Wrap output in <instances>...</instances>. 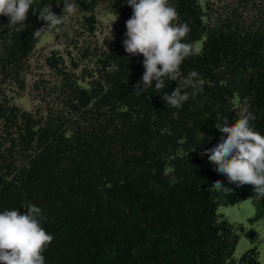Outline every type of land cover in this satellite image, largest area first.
Returning a JSON list of instances; mask_svg holds the SVG:
<instances>
[{"label": "trees", "instance_id": "16d2710c", "mask_svg": "<svg viewBox=\"0 0 264 264\" xmlns=\"http://www.w3.org/2000/svg\"><path fill=\"white\" fill-rule=\"evenodd\" d=\"M107 0H74L86 29L94 31L93 9ZM64 0L50 4L61 15ZM179 22L191 29L186 42L200 54L182 64L195 70L203 91L180 108L162 99L153 84L135 90L143 75L142 56H129L117 43L97 62L86 87L57 70L64 80L63 114L44 117L20 111L4 97L6 82L23 89L22 73L45 26L38 12L23 25L0 16V211L28 204L42 209V226L53 242L45 264H259L256 248L232 258L237 231L216 214L218 207L251 200L254 218L264 198L253 187L211 190L228 182L200 153L220 142L218 117L229 125L247 107L264 135V28H242L232 21L204 22L198 0H170ZM110 4V3H108ZM132 12V9H129ZM116 11V10H115ZM56 67L59 59H46Z\"/></svg>", "mask_w": 264, "mask_h": 264}, {"label": "clouds", "instance_id": "9594fccd", "mask_svg": "<svg viewBox=\"0 0 264 264\" xmlns=\"http://www.w3.org/2000/svg\"><path fill=\"white\" fill-rule=\"evenodd\" d=\"M34 3L35 0H0V16L7 17L9 25H23L30 10L38 12V19L45 22L33 34L39 38L62 31L79 12L74 0H64L61 15L53 12L51 3L43 8H34ZM126 4L132 15L125 22L122 45L129 56L143 57L144 71L135 90L144 91L154 84L160 91L172 81L178 87L163 95L167 106L180 108L190 97L195 99L203 91V80L195 70L186 75L182 71L187 58L200 54L195 43L186 42L189 24L179 22V13L170 0H126ZM256 119L246 106L238 110L231 125L226 116L218 117L214 127L226 135L200 155L207 156L213 170L226 177L229 184L250 185L257 197L264 198V135L256 130ZM211 190L231 191L221 180H215ZM23 208L24 214L18 209L0 211V264H45L43 253L54 237L42 226L41 208L34 204Z\"/></svg>", "mask_w": 264, "mask_h": 264}, {"label": "rangeland", "instance_id": "374dc122", "mask_svg": "<svg viewBox=\"0 0 264 264\" xmlns=\"http://www.w3.org/2000/svg\"><path fill=\"white\" fill-rule=\"evenodd\" d=\"M198 2L205 15L204 22L210 26L229 20L242 28H264V0ZM129 9L126 0L103 1L92 12L95 22L93 32L86 29L84 22V16L88 14L79 11L72 24L62 31L42 34L21 74L23 89L20 91L15 84L6 82L1 86L4 97L20 111L34 116L63 114L66 94L64 80L57 70L69 73L77 84L86 87L90 75L96 72L97 62L109 51L110 42L117 43L124 51L125 22L132 15ZM196 45L199 47V43ZM50 57L59 59L56 67L46 60ZM2 137L0 126V150L6 147ZM223 184L226 188L230 185L228 182ZM216 214L234 228L242 227L236 232L238 239L232 258L237 260L243 252L254 247L259 264H264V211L259 218H254L252 201L245 200L234 206L218 207ZM250 233L254 235L252 240L248 237Z\"/></svg>", "mask_w": 264, "mask_h": 264}, {"label": "bare ground", "instance_id": "6f19581e", "mask_svg": "<svg viewBox=\"0 0 264 264\" xmlns=\"http://www.w3.org/2000/svg\"><path fill=\"white\" fill-rule=\"evenodd\" d=\"M248 237L252 240L254 238V235L250 233Z\"/></svg>", "mask_w": 264, "mask_h": 264}]
</instances>
